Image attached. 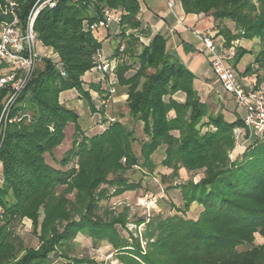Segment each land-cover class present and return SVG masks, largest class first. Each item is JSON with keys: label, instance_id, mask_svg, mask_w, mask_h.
<instances>
[{"label": "trees", "instance_id": "16d2710c", "mask_svg": "<svg viewBox=\"0 0 264 264\" xmlns=\"http://www.w3.org/2000/svg\"><path fill=\"white\" fill-rule=\"evenodd\" d=\"M35 1L16 0L20 19L26 18ZM180 1L186 14L232 22L234 32L229 27L220 30L228 45L237 37L264 41V0ZM105 9L122 12L118 24L122 29L141 27L138 0L59 2L36 20L39 44L51 48L58 60L44 58L41 71L37 66L10 114L19 121L7 126L0 149V264H95L94 259L75 260L62 251H69L67 246L80 233L95 245L107 240L115 251L123 249L120 264H264V243L255 244L256 235L264 239V136L252 139L247 152L231 161L236 145L233 130L243 118L230 122L217 110L209 112L194 87L195 74L167 51L161 34L146 44L139 40L144 51L138 72L126 75L128 68L118 70L119 84L127 88L130 117L143 124L147 137L140 157L132 150L134 132L120 122L76 137L62 160L54 159L56 166L48 161L63 143L69 124L81 134L79 113L60 99L67 91L90 98L91 87L83 77L94 70L102 44L88 26L102 20ZM11 19L0 11V24ZM121 44L125 42L117 54ZM245 55L238 52L235 67ZM177 90L187 95L186 104L165 100ZM7 93L5 89L2 98ZM199 125L207 127L205 132ZM160 147L165 148L164 166L177 170L198 166L203 171L200 181L179 188L183 212L194 203L202 209L196 220L176 214L153 222L147 231L154 237L143 250L121 238L113 218H102L97 190L115 174L118 158L133 165L151 160ZM24 219L32 221L38 247L26 248L14 236L13 228ZM56 220L66 222L60 233L55 232ZM51 235L54 238H48Z\"/></svg>", "mask_w": 264, "mask_h": 264}, {"label": "rangeland", "instance_id": "374dc122", "mask_svg": "<svg viewBox=\"0 0 264 264\" xmlns=\"http://www.w3.org/2000/svg\"><path fill=\"white\" fill-rule=\"evenodd\" d=\"M109 10L114 11V9ZM121 15L122 12H118V16ZM115 27L116 21L110 25L111 32H115ZM225 27H229L232 32L235 31V26L230 21L226 22ZM102 29L106 28H100L98 32ZM222 29L225 30L224 28ZM221 31H219L216 36H211L216 44L220 43L223 46L225 49V52H222L223 54L228 53L229 50L231 54H233V56H231L232 59L227 61L233 67L239 80H241L245 87L248 88L264 87V41L260 39L246 40L237 37L230 42V45H228L224 33ZM121 34H124L123 41L125 42V50L128 43L130 42L131 44L130 49L127 48L129 51H126V55L122 54L124 51H119L117 56L108 58L103 48L100 49L102 52L101 54L112 63V72L107 75L105 79H102L100 73L95 70H91L84 75L83 80L87 83V86H91V84L94 83L99 84L101 82V87L103 89H101L102 91L92 94V91L95 88V86H92L89 91L90 98L88 100L86 98H81L86 101L91 110L92 116L89 115L91 120L86 123L82 120H78L81 134L76 133L73 124L67 126L63 143L54 151V157L52 158L49 156L48 158L51 165L56 166L57 163L54 159L59 161L62 160L66 152L73 148L74 139L76 137L81 139L82 134L88 132L89 134L98 133L104 128H112L120 122L134 132L135 142L132 143V150L140 157L142 144L147 140L144 133V126L141 122H134L131 119L127 107L128 95L126 97V102H122L121 100L115 101V99L121 97L122 94H127V88L119 84V68H128L126 75L138 72L142 66L140 56L144 51L139 40L141 38L142 40H149L150 37L145 35V31H141V27L131 28L129 25L122 29ZM129 36H132L131 39H129ZM155 36L156 35H154L151 40H154ZM37 49L39 52L43 49L39 43L37 44ZM239 51L241 53H246V55L235 67L234 60ZM122 57H125V60H123L124 58ZM258 58L261 59V61H258ZM51 60H53L52 62L57 63L56 58ZM209 65L210 66L205 65L206 67L199 77V82L196 83V87L201 94L200 96L202 98L205 97L203 102L208 106L209 112L217 110V113H225V115L233 114L229 118L225 117V120L227 121L233 120L234 117L236 119L237 116L244 119L247 115L246 111L236 106L233 96L226 92L218 83L213 68L210 63ZM249 67L250 69H248ZM43 68L44 64L40 62L38 70L41 71ZM4 73L5 70L1 66L0 76ZM214 79L216 88L211 84ZM251 82L254 84L250 87L247 86L250 85ZM110 88H114L115 93L110 94ZM211 91L212 94L207 96ZM72 92L73 91H67L66 93H62L60 102L65 104L63 98L65 99L67 97L70 100L69 107L71 109H76L75 104L77 103L72 95L75 91ZM75 93L78 95L77 92ZM77 98H80V96L78 95ZM165 100H172L173 102L184 105L187 101V95L184 91L177 90L171 93L170 96H167ZM79 112L81 114L82 109H79ZM179 116L181 117V113ZM197 128L202 132H205L204 130H206L205 128L207 127L199 125ZM249 144L252 143L245 144V148H240L237 151V145H235V149L230 153L231 161H235L242 157L243 154L247 152L246 148H248ZM164 160V147H160L153 154L151 160L140 159L138 163L136 162V164L133 165L129 164V162L127 163L125 157L118 158L116 162H118L119 166L115 170V174L111 173L107 177L108 183H102L97 190V195L100 198V204L102 206L100 212L102 218L104 220L113 218V223H115L113 226H116L114 228L117 229L121 238L126 240L131 246L134 244H140L143 250L148 249L149 242L151 238L154 237L153 232L147 231L150 229L153 222L175 216L176 214L182 215L187 219L196 220L202 209L201 205L194 203L188 211L183 212V201L179 188L184 184L200 181L203 171H200L197 168L198 166L188 167L186 169L181 167L182 169L179 168L180 170L173 169L170 166H164ZM142 219L145 220L142 221ZM32 224L31 220L24 219L22 222L16 224L13 230L11 228L14 236L17 239L20 238L26 248H35L38 247L39 244L37 238L33 234ZM65 224V221L56 220L54 222L55 232H62V228ZM38 231H40V228ZM51 232L53 233L54 231ZM257 236L258 235H256V238ZM52 237L53 236L51 235L48 238ZM258 242L259 240L256 239L255 244ZM67 248L69 251L66 249L62 251L69 257L82 261L85 260V258L94 259L95 264H120L119 254L123 250L116 249L115 251V246H113L111 241L107 240L95 245L91 238L85 233H80L76 241L70 242ZM56 252H60V250H57ZM61 259L64 260V257Z\"/></svg>", "mask_w": 264, "mask_h": 264}, {"label": "built area", "instance_id": "2783aa9c", "mask_svg": "<svg viewBox=\"0 0 264 264\" xmlns=\"http://www.w3.org/2000/svg\"><path fill=\"white\" fill-rule=\"evenodd\" d=\"M70 1L74 0H36L25 19H20L18 15L20 6L16 0H11L5 6L0 4L1 13L12 16L10 21L0 24V67L2 66L5 70V73L0 76V149L7 126L19 121V117L11 118L13 107L32 80L39 63L47 58L45 53L37 49L39 40L35 31L36 20L42 11L56 8L59 2ZM178 1L167 0L169 9L173 10ZM115 21L119 24L121 17L118 16L117 11L108 9L104 11L102 20L88 27L96 34L100 28L108 29ZM178 24H181V21H178ZM196 35L202 43V48L208 52V58L218 83L233 96L236 106L247 113L243 124L233 130L236 141L253 134L256 137H263L264 87H245L227 61L233 56L230 50L226 54H220L211 35L203 33H196ZM140 41L145 43L147 40L141 38ZM124 49L125 44H121L120 51ZM101 53V50L97 52V64L94 70L100 73L102 79H105L112 72V63ZM5 89H8V93L2 98ZM111 93H115L114 88H110Z\"/></svg>", "mask_w": 264, "mask_h": 264}, {"label": "crops", "instance_id": "0c3cea01", "mask_svg": "<svg viewBox=\"0 0 264 264\" xmlns=\"http://www.w3.org/2000/svg\"><path fill=\"white\" fill-rule=\"evenodd\" d=\"M138 1L140 3V13L138 20L141 23V31H145V35L150 37V39L154 35L158 34L164 36V38L167 40V51L178 57L181 62L195 74V88L197 89L196 83L199 82V77L203 73V70L206 67L205 65L210 66V60L208 58V52L202 48V43L198 39L196 33L216 36L222 27H225L226 23L224 21H216L212 17L206 16L204 14H186L180 0L177 2L176 7L173 10L169 9L167 0ZM178 21H181V24H178ZM115 28V32H111V28L109 27L108 29H102L97 33L98 40L102 44V48L108 58L117 56V49L120 43L124 40V36L121 34L122 28L118 26V24H116ZM217 45V50L220 52V54L225 52V49L220 43H217ZM42 48L43 49L41 50V53H45L47 58H56V61L58 60V56L51 48ZM122 58L125 60V57ZM214 82L215 79L211 84L216 88V84ZM253 84L254 83L251 82V84L247 86L250 87ZM92 86H95L92 94L102 91L101 89H103L101 87V82L99 84H91L90 87ZM197 90L199 92V89ZM74 93L72 95L75 99V102L77 103L75 104V110L79 113V120H82L84 123L87 121L89 122L91 120L89 115L92 116L89 106L85 100L77 98L78 95ZM210 94H212V91L208 93L207 96ZM199 95H201L200 92ZM126 97L127 94H122L121 97H117L115 101L121 100L122 102H126ZM204 98H202V100ZM63 100L65 101V104L67 102L66 105L69 107L70 100L67 97L65 99L63 98ZM79 109H82L81 114ZM223 115L226 118H229L233 114L225 115V113H223ZM234 120L235 117L233 120H230V122ZM256 239L259 240L257 243L258 245L264 243V239L260 235H258Z\"/></svg>", "mask_w": 264, "mask_h": 264}, {"label": "water", "instance_id": "95a60500", "mask_svg": "<svg viewBox=\"0 0 264 264\" xmlns=\"http://www.w3.org/2000/svg\"><path fill=\"white\" fill-rule=\"evenodd\" d=\"M256 138V136L253 134L252 136H247L245 138H242L238 141H236V151L239 150L240 148H245V144L250 143L252 139Z\"/></svg>", "mask_w": 264, "mask_h": 264}]
</instances>
